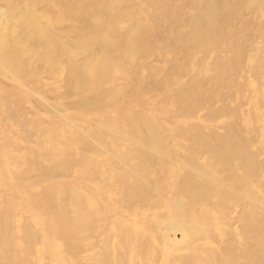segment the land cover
Returning a JSON list of instances; mask_svg holds the SVG:
<instances>
[{"label": "bare ground", "instance_id": "1", "mask_svg": "<svg viewBox=\"0 0 264 264\" xmlns=\"http://www.w3.org/2000/svg\"><path fill=\"white\" fill-rule=\"evenodd\" d=\"M0 264H264V0H0Z\"/></svg>", "mask_w": 264, "mask_h": 264}]
</instances>
